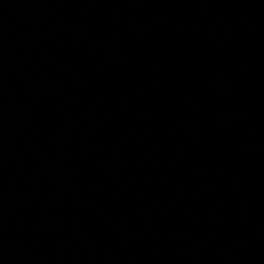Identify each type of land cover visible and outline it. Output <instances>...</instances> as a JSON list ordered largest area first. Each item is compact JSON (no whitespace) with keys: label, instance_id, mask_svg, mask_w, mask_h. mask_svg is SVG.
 <instances>
[{"label":"water","instance_id":"water-1","mask_svg":"<svg viewBox=\"0 0 264 264\" xmlns=\"http://www.w3.org/2000/svg\"><path fill=\"white\" fill-rule=\"evenodd\" d=\"M0 264H264V0H0Z\"/></svg>","mask_w":264,"mask_h":264}]
</instances>
